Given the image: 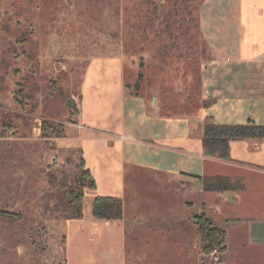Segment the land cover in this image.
Wrapping results in <instances>:
<instances>
[{
	"label": "rangeland",
	"instance_id": "374dc122",
	"mask_svg": "<svg viewBox=\"0 0 264 264\" xmlns=\"http://www.w3.org/2000/svg\"><path fill=\"white\" fill-rule=\"evenodd\" d=\"M203 1L0 0V264H64L57 220L70 212L67 194L82 163L78 151L61 149L57 140L75 121L89 60L119 58L124 87L148 105L155 102L152 112L190 115L211 103L203 78L217 70L202 67L213 59L199 30ZM152 180L134 187L148 189ZM171 186L165 184L167 197L151 196L167 204L162 218L126 231L134 253L160 251L161 262L129 264H175L170 238L191 242L194 264L220 251L214 246L203 254L194 225L176 232L166 223L172 205L185 201L171 197Z\"/></svg>",
	"mask_w": 264,
	"mask_h": 264
},
{
	"label": "crops",
	"instance_id": "0c3cea01",
	"mask_svg": "<svg viewBox=\"0 0 264 264\" xmlns=\"http://www.w3.org/2000/svg\"><path fill=\"white\" fill-rule=\"evenodd\" d=\"M199 30L213 54L202 67L217 74L203 78V96L211 97V103L190 115L152 112L155 102L149 106L143 96L124 87L119 58L88 61L75 121L57 143L78 151L95 186L83 189L80 218L57 220L64 264H129L147 258L161 262L160 251L134 253L126 231L129 225L162 218L159 212L167 204L160 206L151 196L167 197L166 183L173 185L171 197L185 200L181 208L172 205L164 218L171 229L187 230L188 223L193 228L188 217L202 212L225 228L221 257L197 264H264V138L230 140L228 159L202 149L206 121L264 127V0H204ZM217 175L241 178L243 187L204 190L203 179ZM147 178L153 179L150 188L134 187ZM96 196L121 198L122 217L95 219L91 206ZM176 240H168L175 243L169 261L194 264L191 242L186 237L182 243Z\"/></svg>",
	"mask_w": 264,
	"mask_h": 264
},
{
	"label": "trees",
	"instance_id": "16d2710c",
	"mask_svg": "<svg viewBox=\"0 0 264 264\" xmlns=\"http://www.w3.org/2000/svg\"><path fill=\"white\" fill-rule=\"evenodd\" d=\"M140 76V75H139ZM46 123H43L45 129ZM52 128L47 125V129ZM245 138H264V127L253 122L246 124H215L206 121L203 126L202 149L206 155L219 158H229V141ZM76 178L75 187L70 188L67 194L66 204L70 212L64 218H80L82 216L83 189H92L95 186L94 179L88 170L84 169ZM241 178L225 176H210L203 179L204 190L220 191L226 189H241ZM1 213H7L2 211ZM10 215V214H9ZM91 215L98 220L119 219L122 217V200L119 197L96 196L92 202ZM193 225L200 236L203 254L209 255L214 246L220 251L225 249L226 231L223 226L213 222V219L203 212L192 217Z\"/></svg>",
	"mask_w": 264,
	"mask_h": 264
},
{
	"label": "built area",
	"instance_id": "2783aa9c",
	"mask_svg": "<svg viewBox=\"0 0 264 264\" xmlns=\"http://www.w3.org/2000/svg\"><path fill=\"white\" fill-rule=\"evenodd\" d=\"M222 253V251H214V253L212 254V260H218L221 257Z\"/></svg>",
	"mask_w": 264,
	"mask_h": 264
}]
</instances>
